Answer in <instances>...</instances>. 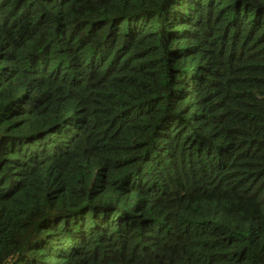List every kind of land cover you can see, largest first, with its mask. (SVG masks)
I'll use <instances>...</instances> for the list:
<instances>
[{
	"label": "trees",
	"instance_id": "trees-1",
	"mask_svg": "<svg viewBox=\"0 0 264 264\" xmlns=\"http://www.w3.org/2000/svg\"><path fill=\"white\" fill-rule=\"evenodd\" d=\"M0 264H264V0H0Z\"/></svg>",
	"mask_w": 264,
	"mask_h": 264
}]
</instances>
